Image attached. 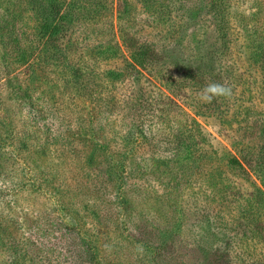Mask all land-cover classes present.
Listing matches in <instances>:
<instances>
[{
  "label": "rangeland",
  "instance_id": "obj_1",
  "mask_svg": "<svg viewBox=\"0 0 264 264\" xmlns=\"http://www.w3.org/2000/svg\"><path fill=\"white\" fill-rule=\"evenodd\" d=\"M263 180L264 0H0V264H264Z\"/></svg>",
  "mask_w": 264,
  "mask_h": 264
},
{
  "label": "trees",
  "instance_id": "obj_2",
  "mask_svg": "<svg viewBox=\"0 0 264 264\" xmlns=\"http://www.w3.org/2000/svg\"><path fill=\"white\" fill-rule=\"evenodd\" d=\"M56 26H57L56 24L48 23L46 20H44L42 22V24H41V29L45 30L46 32L49 33V35H51L54 31H56L55 30ZM211 54L212 53H209V51L208 52L203 51L198 56L195 57V59L193 61V64L195 66L193 68V71H192L193 75L198 77L199 76L198 70L203 71L205 73V74L201 73L202 75H204V76L207 75L206 73H208L210 71L207 67H209L208 64H209V61H210V58H211ZM243 160H245V159H243ZM263 183H264V180H263ZM13 250H14V252L12 254L13 257L8 259L7 264H19V257L21 255V252H20V250H19V248H18V246L16 244H14ZM89 251L92 252L91 248H89ZM3 264H6V262L3 263Z\"/></svg>",
  "mask_w": 264,
  "mask_h": 264
},
{
  "label": "clouds",
  "instance_id": "obj_3",
  "mask_svg": "<svg viewBox=\"0 0 264 264\" xmlns=\"http://www.w3.org/2000/svg\"><path fill=\"white\" fill-rule=\"evenodd\" d=\"M233 95L231 86L223 83H209L199 93L200 100L205 103H211L214 99H230Z\"/></svg>",
  "mask_w": 264,
  "mask_h": 264
}]
</instances>
